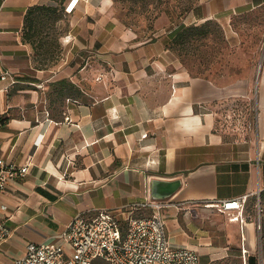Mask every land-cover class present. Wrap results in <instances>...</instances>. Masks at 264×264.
<instances>
[{
  "label": "crops",
  "instance_id": "obj_1",
  "mask_svg": "<svg viewBox=\"0 0 264 264\" xmlns=\"http://www.w3.org/2000/svg\"><path fill=\"white\" fill-rule=\"evenodd\" d=\"M67 1L0 0V67L15 79L0 83V156L28 162L0 196L9 229L0 264H11L30 241L51 239L79 212L106 209L124 229L128 213H151L141 203L152 199L153 179L180 181L161 199L173 245L195 249L199 264L202 256L226 255L212 235L215 212L226 213L244 255L253 254L258 201L264 224V57L255 81L219 84L188 73L169 41L181 25H226L264 0H197L147 38L112 14V0H78L65 14L59 59L38 68L21 37L24 13ZM62 78L78 96L58 94L52 83ZM240 196L243 221L204 205Z\"/></svg>",
  "mask_w": 264,
  "mask_h": 264
},
{
  "label": "built area",
  "instance_id": "obj_2",
  "mask_svg": "<svg viewBox=\"0 0 264 264\" xmlns=\"http://www.w3.org/2000/svg\"><path fill=\"white\" fill-rule=\"evenodd\" d=\"M77 2L68 0L64 11L72 12ZM6 81L14 82L15 79L0 67V83ZM27 171L28 162L20 164L0 156V196L11 180L24 176ZM166 204V200L155 199L141 203L150 207L151 213L143 216H130L128 213L124 229L117 217L106 209L94 214L79 212L51 239L28 242L24 253L14 258L11 264H98L99 261L105 264H199V254L195 249L170 242L161 212ZM204 205L230 213L231 218L239 221L245 219L242 213L245 196L210 199ZM256 211L255 223L260 228L262 207L259 201ZM8 235V227L0 220V243ZM245 251L242 248L244 262Z\"/></svg>",
  "mask_w": 264,
  "mask_h": 264
},
{
  "label": "rangeland",
  "instance_id": "obj_3",
  "mask_svg": "<svg viewBox=\"0 0 264 264\" xmlns=\"http://www.w3.org/2000/svg\"><path fill=\"white\" fill-rule=\"evenodd\" d=\"M111 9L112 14L140 38L152 36L157 26L163 23L166 25L177 19L162 13L149 26L146 17L126 12L125 0H112ZM62 23L65 26L67 19L63 20L61 25ZM208 26L209 32L205 36H196L187 47H177L174 50L181 66L191 75L205 76L219 84L236 78L251 77L255 81L264 57V5L233 17L229 24L210 22ZM213 218L212 221L215 222L212 226L213 240L215 238V242L224 244L227 254L202 256L200 264H243L241 243L237 232L232 231L227 224L228 215L215 212ZM254 237L252 255H255L257 264H264L262 221L260 228H257L255 223Z\"/></svg>",
  "mask_w": 264,
  "mask_h": 264
},
{
  "label": "trees",
  "instance_id": "obj_4",
  "mask_svg": "<svg viewBox=\"0 0 264 264\" xmlns=\"http://www.w3.org/2000/svg\"><path fill=\"white\" fill-rule=\"evenodd\" d=\"M127 13L142 15L149 21V26L154 19L165 13L169 17L178 18L184 12L189 11L197 0H125ZM64 5L58 7L52 3L32 4L27 7L22 24L21 37L32 49V56L38 68L56 64L61 51L60 36L63 33L65 19ZM171 19V18H170ZM172 20V19H171ZM210 22L207 19L201 23H189L181 25L169 41V47L184 48L191 44L196 36H205ZM58 94L67 98L78 96L79 89L70 80L58 79L52 83ZM238 254H240L238 252ZM246 264H257L255 255H248Z\"/></svg>",
  "mask_w": 264,
  "mask_h": 264
},
{
  "label": "water",
  "instance_id": "obj_5",
  "mask_svg": "<svg viewBox=\"0 0 264 264\" xmlns=\"http://www.w3.org/2000/svg\"><path fill=\"white\" fill-rule=\"evenodd\" d=\"M164 183V188L159 189L158 185ZM179 179L174 180H160L153 179L151 181V197L152 199H165L167 196L171 195L174 190L179 186Z\"/></svg>",
  "mask_w": 264,
  "mask_h": 264
}]
</instances>
